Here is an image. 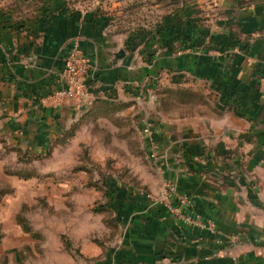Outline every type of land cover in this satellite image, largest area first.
Segmentation results:
<instances>
[{"label":"crops","instance_id":"0c3cea01","mask_svg":"<svg viewBox=\"0 0 264 264\" xmlns=\"http://www.w3.org/2000/svg\"><path fill=\"white\" fill-rule=\"evenodd\" d=\"M192 4L207 12L215 38L162 46L151 64L100 22L58 9L22 24L0 15V163L49 150L81 115L72 102L42 101L63 86L73 40L90 61L96 103L155 99L167 81L174 88L169 117L159 104L144 124L159 145V180L149 191L175 184L191 199L182 212L209 226L185 223L163 200L124 193L120 240L100 264H264V0Z\"/></svg>","mask_w":264,"mask_h":264},{"label":"rangeland","instance_id":"374dc122","mask_svg":"<svg viewBox=\"0 0 264 264\" xmlns=\"http://www.w3.org/2000/svg\"><path fill=\"white\" fill-rule=\"evenodd\" d=\"M193 2L0 0V15L24 23L58 9L74 19L100 22L110 34L126 36L128 49L136 44L133 53H143L151 64L162 46L178 42L180 49L182 42L215 38L207 30V12H193ZM161 89L155 99L152 94L96 105L82 113L49 150L2 160L0 188L4 183L11 189H4L0 197V264L105 261L121 235L116 200L122 201L124 193L133 196V191L153 194L149 190L159 180L143 128L158 117L159 104L169 117L174 88L167 81ZM6 168L14 174L6 175Z\"/></svg>","mask_w":264,"mask_h":264},{"label":"built area","instance_id":"2783aa9c","mask_svg":"<svg viewBox=\"0 0 264 264\" xmlns=\"http://www.w3.org/2000/svg\"><path fill=\"white\" fill-rule=\"evenodd\" d=\"M90 69V61L81 50V43L78 39L71 42V48L65 62V70L62 74L63 86L43 99V104L58 105L65 101L72 102L77 111L82 114L88 110L94 103V99L87 86V74ZM143 135L149 144L148 157L152 161L159 158V145L154 139L153 131L150 127L143 128ZM135 196L145 197L150 200L165 201L168 209L177 216L178 219L187 224L194 226L208 227L206 223L198 217L186 215L182 212L181 207L191 203L190 197L180 191L178 186L167 182L164 191L158 195H153L147 191H134ZM172 200L178 201L180 207H175ZM213 227V226H212Z\"/></svg>","mask_w":264,"mask_h":264},{"label":"trees","instance_id":"16d2710c","mask_svg":"<svg viewBox=\"0 0 264 264\" xmlns=\"http://www.w3.org/2000/svg\"><path fill=\"white\" fill-rule=\"evenodd\" d=\"M16 24H22V23H16ZM136 44H133L131 47H129V49L127 48V50H130V51H132L131 53H133V51L135 50L133 47L135 46ZM99 104H102V105H104V104H109V103H94L89 109H92L93 107H95L96 105H99ZM88 109V110H89ZM87 111V110H86ZM85 112V111H84ZM83 112V113H84ZM8 189V188H7ZM10 189V188H9ZM3 191H5L4 189H2V190H0V197L2 196V195H4V192ZM136 197H139V196H136Z\"/></svg>","mask_w":264,"mask_h":264},{"label":"water","instance_id":"95a60500","mask_svg":"<svg viewBox=\"0 0 264 264\" xmlns=\"http://www.w3.org/2000/svg\"><path fill=\"white\" fill-rule=\"evenodd\" d=\"M124 55H125L124 51H120L119 53H117L118 58H122Z\"/></svg>","mask_w":264,"mask_h":264}]
</instances>
